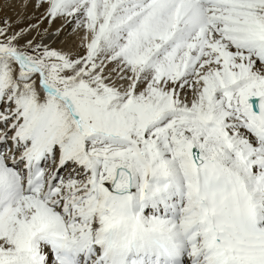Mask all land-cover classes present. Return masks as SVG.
I'll list each match as a JSON object with an SVG mask.
<instances>
[{"label": "snow or ice", "instance_id": "1", "mask_svg": "<svg viewBox=\"0 0 264 264\" xmlns=\"http://www.w3.org/2000/svg\"><path fill=\"white\" fill-rule=\"evenodd\" d=\"M17 2L0 264H264V0Z\"/></svg>", "mask_w": 264, "mask_h": 264}, {"label": "bare ground", "instance_id": "2", "mask_svg": "<svg viewBox=\"0 0 264 264\" xmlns=\"http://www.w3.org/2000/svg\"><path fill=\"white\" fill-rule=\"evenodd\" d=\"M21 17H27L26 22H31L35 20L38 13H35L33 9L29 8L26 11L19 5L17 0H5V3L3 5V10L0 11V17L3 16H10L13 19H15L17 16ZM46 23V22H45ZM59 22H57L56 25L53 27L58 26ZM68 39V34L66 33L64 37L61 38V43L64 42V40Z\"/></svg>", "mask_w": 264, "mask_h": 264}]
</instances>
